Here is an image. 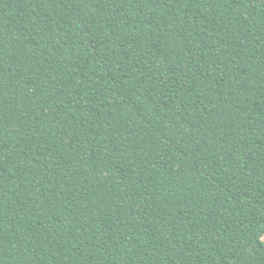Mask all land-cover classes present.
I'll list each match as a JSON object with an SVG mask.
<instances>
[{"label":"trees","instance_id":"trees-1","mask_svg":"<svg viewBox=\"0 0 264 264\" xmlns=\"http://www.w3.org/2000/svg\"><path fill=\"white\" fill-rule=\"evenodd\" d=\"M0 264H264V0H0Z\"/></svg>","mask_w":264,"mask_h":264}]
</instances>
